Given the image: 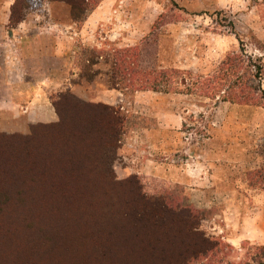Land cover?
I'll return each mask as SVG.
<instances>
[{"label": "rangeland", "instance_id": "374dc122", "mask_svg": "<svg viewBox=\"0 0 264 264\" xmlns=\"http://www.w3.org/2000/svg\"><path fill=\"white\" fill-rule=\"evenodd\" d=\"M47 7L62 27L76 20L71 86L54 88L52 125L0 130V264H161L189 258L201 239L214 247L187 264H264V105L222 101L242 77L264 103V68L260 81L245 72L264 61V0H87L74 15L62 2ZM104 29L116 44H82ZM99 104L117 110L122 134L94 150ZM127 202L132 220L94 229L93 214Z\"/></svg>", "mask_w": 264, "mask_h": 264}, {"label": "crops", "instance_id": "0c3cea01", "mask_svg": "<svg viewBox=\"0 0 264 264\" xmlns=\"http://www.w3.org/2000/svg\"><path fill=\"white\" fill-rule=\"evenodd\" d=\"M15 1L0 0V119H7L0 120L1 131H4L1 129L3 126L23 128V121H26V126L55 122L58 115L51 97L54 88L68 85L65 88L68 89L71 86L69 77L76 57L72 42L78 33L68 30L73 29L75 22L71 20L62 27L54 21L52 12L47 9L54 2L37 0L36 6L45 9L44 12L31 13L29 10L32 8L28 7L22 20L12 25L11 8ZM105 7L104 1L92 15L87 16L84 20L86 25L100 20ZM95 34L90 35L94 39L90 41L89 33L84 32L82 44L94 49L101 48L106 40L111 44L117 43L109 38L105 29L100 36L95 37ZM95 40L96 45L92 46L90 42ZM60 73L65 77H60ZM109 93L111 99L115 98L114 94H119L116 90Z\"/></svg>", "mask_w": 264, "mask_h": 264}, {"label": "trees", "instance_id": "16d2710c", "mask_svg": "<svg viewBox=\"0 0 264 264\" xmlns=\"http://www.w3.org/2000/svg\"><path fill=\"white\" fill-rule=\"evenodd\" d=\"M35 1V0H34ZM37 1V0H36ZM51 2H62L65 3L67 6H69L70 10L72 11V15L73 12H75L76 10H83L86 11L85 9V5H86V1L87 0H50ZM30 2L34 3L32 0H16L14 5L11 8V19L10 22L11 24H17L18 22H20L23 18V13H21V11L26 10L27 7H32V6H36L37 3H34V5L30 4ZM74 19V18H73ZM74 21H76L74 19ZM263 64L264 61H260V65H248L246 67V71L248 74H250L251 78H257L259 81L261 80V76H262V70H263ZM226 72H231L229 74H236L237 71H233L232 66L230 67L229 64L227 65L226 63ZM255 69V71H253V68ZM252 68V69H251ZM233 71V73H232ZM255 72V73H253ZM143 78V75H142ZM237 79L239 81H234L232 83H229V87L231 88L230 91H226V96H224L222 98V101H229L231 103H251L253 105H264V103L262 101H260L259 99H256L255 97V92H256V88L250 84H247L246 79L245 81L242 80V77H237ZM143 82L145 83H150V80L148 79H141ZM158 81V79H157ZM244 81V82H243ZM135 82V81H134ZM152 82H156V78L154 81ZM151 82V84H152ZM116 85V84H115ZM116 87V86H114ZM144 88V87H143ZM155 91V89H154ZM60 99L62 100H67V95L66 94H60ZM264 99V96L261 97V100ZM51 101L52 104L56 110L57 115L59 114L58 111V105L57 103L53 102V95L51 97ZM83 106H85L83 104ZM95 109H97L96 111V115L94 117H92L94 123H92L90 126L91 128H89L90 130H94V134H96L97 138L92 140V144H91V148L95 150L99 149L100 147L103 146V144H106V146L112 147L114 144H117L120 142V138H121V134H122V124H123V119L121 118V116L119 115V113L117 112V110H115L112 107L109 106H105V105H97L95 106ZM41 125V124H40ZM45 125V124H42ZM48 125V124H47ZM50 125V124H49ZM52 125V123H51ZM61 126V122L60 124L55 125V129H57L58 127ZM53 127V126H52ZM58 131V130H57ZM91 141H87L84 142L83 145L85 147H87L89 149V154L91 152V149L88 146V143H90ZM60 154V153H58ZM96 154V153H95ZM97 157H99L100 155L97 154ZM87 163V165H86ZM85 163V171L88 172L89 174H93L95 171V168L98 167V161L97 159L94 161H87ZM85 180V179H84ZM102 183V182H101ZM104 186H108L110 187V185H112V183L107 182V184L102 183ZM263 185H264V181H263ZM103 193H109L108 190H105ZM134 200V199H133ZM100 202L102 206L106 205V201L104 199V196H102L100 198ZM133 203V202H132ZM132 203L125 205V210L122 211V209L120 211H117L113 214H109L107 211H104L102 213H95L93 214V219H94V228L95 230L99 231L101 229L106 228L107 225H111L113 224V222L116 219H120V215L123 214L124 217L126 219H131L135 216L136 210L132 207ZM109 209V208H108ZM6 216V212H3L0 210V222L2 221L3 217ZM157 216V215H156ZM103 224V225H102ZM108 236H110V232L107 233ZM84 237H91V235L89 234H83L80 236V239L82 241H85ZM84 242L80 243V244H76L77 246L82 245ZM103 244L108 247L104 242ZM96 247L99 249V254H103L105 252V248L100 244V243H96L95 244ZM191 247H194L191 251H190V257L189 258H181V259H170L167 261H162L161 264H187V262L189 260H191L192 258L196 257L197 255H202L206 252H209L212 250V248L214 247L208 240L206 239H201L198 244H195ZM106 258V257H104ZM104 258H97V261H99L100 259H104ZM70 263V261H69Z\"/></svg>", "mask_w": 264, "mask_h": 264}]
</instances>
